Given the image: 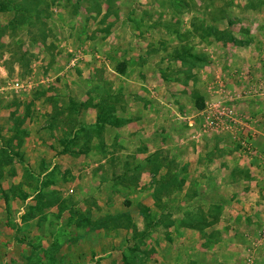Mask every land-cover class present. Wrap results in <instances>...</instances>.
Returning <instances> with one entry per match:
<instances>
[{
  "label": "rangeland",
  "instance_id": "374dc122",
  "mask_svg": "<svg viewBox=\"0 0 264 264\" xmlns=\"http://www.w3.org/2000/svg\"><path fill=\"white\" fill-rule=\"evenodd\" d=\"M99 114L117 122L96 140ZM247 165L264 171V0H0V264L83 254L101 194L128 241L105 264H161L154 242L241 264L229 196H264Z\"/></svg>",
  "mask_w": 264,
  "mask_h": 264
},
{
  "label": "crops",
  "instance_id": "0c3cea01",
  "mask_svg": "<svg viewBox=\"0 0 264 264\" xmlns=\"http://www.w3.org/2000/svg\"><path fill=\"white\" fill-rule=\"evenodd\" d=\"M247 166H245L244 169L246 170L249 169L252 178H250L248 182L241 180L239 185H241V187H247V184H248L250 188L257 187V186L264 187L263 167L259 166L257 168L255 166L253 167H250V165L248 167ZM258 172L260 173V178L257 176ZM217 185L218 186L221 185V182L219 180L217 182ZM246 194H244L246 197L241 196L239 194L238 195L232 194L229 196L228 202L231 204L230 209L231 208L237 209L236 213H234V210L230 211L232 215L231 216L232 219L230 222H234L235 224L244 225L242 221H240V219H242L243 222L247 224V228H248L247 231H243V229L239 231L240 233L239 241L240 242L237 243V244L241 243V248H242L241 255H243L242 257H244V261L242 260L241 264H253L254 259L257 264H264V237L263 238L261 237V233L264 236V223H263L264 222L263 220L264 219V196H257L256 194L255 196L250 197L249 195H246ZM251 195H253V193ZM98 197L99 199L95 201V204H96L95 206L97 209L96 211L92 212L91 220H94V219L102 217L103 215L109 214L108 213L109 204L106 202V197L103 194L98 195ZM113 206H115L114 203H113ZM113 206L111 208V209H114L112 213H119L120 207H113ZM228 207H229L228 205H225L224 209L228 210ZM105 208L106 210H104ZM242 208H245L246 210L243 211ZM256 219H260L261 224H262L256 229V231L260 233V235L258 234L260 238L258 237L255 238V233H252V230H254L255 227L258 226V224L256 223ZM230 224L231 226L229 229L227 227H224V230H223L224 236L226 235L229 237L231 236L230 229H232V223ZM119 231L120 229L117 230V232L115 233L116 239L113 242L112 239L104 237V234H105L104 230L101 231V230L96 229L95 231H93L94 235H91V237L93 238H91L90 244H88L87 240H86V244L80 243L82 246L86 245L85 250H83L84 253L80 255L78 253L77 243H73V245L72 244L68 245L65 243L61 244L60 245L61 247L60 248L61 249L60 258H59L58 264H93L97 261V259H100L99 264H105V262L108 260V257L109 255H111L113 250L120 253L121 250H123V248L126 246V243L124 242V240L127 238L126 231L122 230L121 232H124V233H121V236H120ZM195 232L196 231H193V230H191L190 232L189 228L183 229L182 235H181L182 237H180L181 242L184 243L186 241V238L189 237V233L193 236ZM96 235H101L100 237L102 240L101 242H96L98 241V239L95 240ZM250 235H252V237H250ZM154 243L155 245L154 244L152 245L150 243L151 244L150 247L152 248V250H155L158 255L159 253H161L160 259L164 261L161 264H186L187 262L186 260L189 257L188 252L189 253L195 252L194 250L195 248H193L194 246L190 245L189 243L180 244V249L177 250L178 253L176 255L174 253H171L173 251V248H172V245L168 244L170 242H166V243L165 242L164 243L154 242ZM221 248H222V244L220 243L214 245L213 247L214 250H212L214 254V258L212 261H210L212 264H238L234 260H232V258H235V256L237 255L235 253L237 251L236 247L234 248L233 246L229 245L228 249H226L228 253L224 251L223 253L220 252L222 253L220 254L218 253V250ZM63 250L65 251L63 252ZM67 250H70V251L72 250V251L71 253H66ZM155 251L154 252L152 251V252L155 253ZM65 254H67V256L69 257L68 258L65 257ZM56 256H58V254ZM200 258L202 259V257ZM200 258L198 257L197 264H206L203 261L199 260ZM237 258L238 256L236 257V259Z\"/></svg>",
  "mask_w": 264,
  "mask_h": 264
},
{
  "label": "trees",
  "instance_id": "16d2710c",
  "mask_svg": "<svg viewBox=\"0 0 264 264\" xmlns=\"http://www.w3.org/2000/svg\"><path fill=\"white\" fill-rule=\"evenodd\" d=\"M106 107V106H105ZM102 115V116H101ZM104 114H99V117H97V121H99V125H97V128H96V130H97V132H95L96 134H94V138H96V140L99 138V134L101 133V130H99V129H102L101 127H102V124H110V125H113V126H115V124L114 123H116L117 121H115L114 120V122L112 123L111 121L109 122L107 119H108V117H105V116H103ZM109 118H110V116H109ZM79 130H81V132L82 133H85L86 132V130L84 129V127H82V129H81V127H79ZM99 133V134H98ZM85 137H87L86 135H85ZM71 140V139H70ZM75 141V140H74ZM100 142H102V141H100ZM67 142H64V144H66ZM101 145V146H100ZM104 144H99V146H100V148H102L103 147V151L104 150H106V148H105V146H103ZM101 150V149H100ZM44 174H42L43 175V177H46L47 176V174H48V172L47 171H44L43 172ZM124 179V178H123ZM37 194H40V191H38L37 192ZM32 199V198H31ZM40 201L41 200H38L37 199V201H36V203H40ZM55 203V202H54ZM126 203V205L127 206H129L130 205V203L127 201V202H125ZM52 205H54L53 203L50 205V206H52ZM143 211V209L141 210V212ZM123 216V215H122ZM122 216L120 215V214H118V215H112V214H106L105 216H102V217H100V218H97V219H95V220H92V222H91V225H93V228H95V229H98V230H104V231H109V230H117V229H119V228H122V227H124L123 226V224H122V222H120L119 220L122 218ZM144 216V215H143ZM131 219V218H130ZM91 221V220H90ZM89 221V222H90ZM88 222V221H87ZM133 236V238H138V236L137 235H135V234H133L132 235ZM126 242H128V241H126ZM125 242V243H126ZM127 244V243H126ZM44 253L45 254H48V251H47V249L44 251ZM39 264H42L40 261H39Z\"/></svg>",
  "mask_w": 264,
  "mask_h": 264
},
{
  "label": "built area",
  "instance_id": "2783aa9c",
  "mask_svg": "<svg viewBox=\"0 0 264 264\" xmlns=\"http://www.w3.org/2000/svg\"><path fill=\"white\" fill-rule=\"evenodd\" d=\"M216 115H217V112H216ZM217 117H218V116H215V118H217ZM212 120H213V119H212ZM212 120H211V121H212Z\"/></svg>",
  "mask_w": 264,
  "mask_h": 264
}]
</instances>
